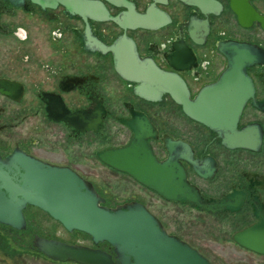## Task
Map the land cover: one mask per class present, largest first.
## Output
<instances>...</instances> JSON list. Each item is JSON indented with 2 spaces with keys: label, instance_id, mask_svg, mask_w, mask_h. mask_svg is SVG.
I'll return each instance as SVG.
<instances>
[{
  "label": "flooded vegetation",
  "instance_id": "af4514ba",
  "mask_svg": "<svg viewBox=\"0 0 264 264\" xmlns=\"http://www.w3.org/2000/svg\"><path fill=\"white\" fill-rule=\"evenodd\" d=\"M214 1L219 9L210 4L203 11L181 0H0V158L23 152L68 166L91 181L73 166L87 165L89 142L118 140L96 150L124 146L134 134L124 121H148L156 131L148 142L158 160L176 157L204 200L241 193L242 204L236 211L207 212L192 202L162 197L108 166L142 189L140 196L108 200L91 181L106 205L141 202L166 230L175 205L224 219L234 231L257 223L264 216V62L247 67L254 94L237 124L248 134L246 144L257 148H232L186 116L168 93L158 100L138 95L137 83L116 70L113 53L98 46L131 40L140 58L179 75L193 97L226 65L218 41L250 42L264 50V30L258 23L243 27L232 0ZM250 3L264 14V0ZM251 29L255 33H244ZM30 208L38 209L28 205L24 212ZM28 228L8 231L20 240Z\"/></svg>",
  "mask_w": 264,
  "mask_h": 264
},
{
  "label": "water",
  "instance_id": "95a60500",
  "mask_svg": "<svg viewBox=\"0 0 264 264\" xmlns=\"http://www.w3.org/2000/svg\"><path fill=\"white\" fill-rule=\"evenodd\" d=\"M181 1L203 11L210 4L217 9L221 7L214 0ZM231 6L241 26L250 27L256 22L264 30V14L250 0H232ZM98 46L113 53L116 70L124 79L137 83L134 89L138 95L158 100L162 93H168L186 116L215 131L227 146L257 148L247 145L248 134L237 128L243 108L254 94L247 67L264 62V50L257 44L218 41L217 50L224 56L226 65L214 82L204 85L193 97L179 75L159 69L149 58H140L131 40L122 38L109 47L102 43ZM124 122L134 132L130 141L121 147L96 150L98 160L170 200L192 202L197 208L213 213L240 208L241 193L204 200L199 190L188 183L184 167L176 157L170 154L166 160H158L148 142L149 137L156 136L150 122L142 125ZM28 205L45 212L68 232L86 234L93 243L90 246L33 234L32 248L52 261L212 264L196 247L169 233L143 203L130 201L108 206L92 182L68 166L44 162L23 152H15L4 160L0 158V224L25 230L24 209ZM231 239L244 249L264 254V216L257 223L234 231ZM104 243L107 248L101 246Z\"/></svg>",
  "mask_w": 264,
  "mask_h": 264
},
{
  "label": "rangeland",
  "instance_id": "374dc122",
  "mask_svg": "<svg viewBox=\"0 0 264 264\" xmlns=\"http://www.w3.org/2000/svg\"><path fill=\"white\" fill-rule=\"evenodd\" d=\"M244 33L253 34L255 29ZM117 142L118 140L114 138L106 137L92 139L88 144L87 165L73 164L108 200L113 198L126 200L132 195L140 196L138 193L142 189L133 179L114 171L94 157L96 149ZM156 202L160 207L161 200L157 198ZM175 206L171 209L174 213L173 218L165 222L167 230L196 247L212 264H264V255L248 251L232 241L231 233L235 228L227 225L224 219L197 211L189 205ZM25 217L29 228L22 235V239L0 235V264H75L52 261L32 248L31 240L35 233L70 243L93 245L86 234L66 231L60 223L39 209H28ZM101 246L107 248L106 245Z\"/></svg>",
  "mask_w": 264,
  "mask_h": 264
},
{
  "label": "trees",
  "instance_id": "16d2710c",
  "mask_svg": "<svg viewBox=\"0 0 264 264\" xmlns=\"http://www.w3.org/2000/svg\"><path fill=\"white\" fill-rule=\"evenodd\" d=\"M10 229V227H8V226H4V225H1L0 224V235L1 236H4V237H11V236H13V237H15L13 234H11L8 230ZM12 231H14L13 229H12ZM101 245H106L105 243L104 244H101ZM107 246V245H106Z\"/></svg>",
  "mask_w": 264,
  "mask_h": 264
}]
</instances>
